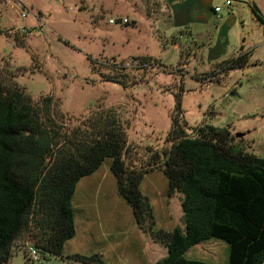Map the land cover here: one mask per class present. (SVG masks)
Wrapping results in <instances>:
<instances>
[{"label": "rangeland", "instance_id": "rangeland-1", "mask_svg": "<svg viewBox=\"0 0 264 264\" xmlns=\"http://www.w3.org/2000/svg\"><path fill=\"white\" fill-rule=\"evenodd\" d=\"M255 1L264 19V0ZM171 2L0 0L1 77L19 86L33 103L53 97V115L68 131L88 127L101 111L116 110L128 135L130 162L138 169L148 167L149 151L171 146L167 139L176 117L187 124L190 135L200 127L227 129L248 152L264 158V23L249 21L245 34L242 24H237L229 34L227 53L209 61L205 56L215 54L222 23L215 18L207 24L196 23L193 32L202 33L194 36L187 28L175 30ZM115 18H128L130 23L113 25L110 20ZM16 37L23 38L24 44H17ZM211 41L214 47L206 51ZM244 47L251 49L249 67L222 72L224 62L236 58ZM143 57H153L159 64L127 69L128 77L121 83L109 78L115 65H132L134 59ZM217 71L220 82H211L209 76ZM145 177L142 189L157 207L155 229L174 231L183 216L182 195L167 206L164 173L154 170ZM108 206L102 212H89L99 235L102 225L112 249L85 236H79V248L100 254L104 264H148L168 256L165 247L153 239L147 242L148 235V250L142 256L143 245L135 229L132 232L131 207L120 211L113 199ZM30 245L34 246L29 238L19 240L9 264H84L40 251L39 261H28ZM184 257L230 264V245L212 238Z\"/></svg>", "mask_w": 264, "mask_h": 264}, {"label": "trees", "instance_id": "trees-1", "mask_svg": "<svg viewBox=\"0 0 264 264\" xmlns=\"http://www.w3.org/2000/svg\"><path fill=\"white\" fill-rule=\"evenodd\" d=\"M253 11L264 23L256 6ZM15 39L24 44L23 38ZM251 56V51L240 53L224 62L221 71L246 68ZM133 61L115 65L109 78L121 83L127 69L159 64L153 57ZM218 74L209 80L220 82ZM53 104L51 96L33 103L0 73V264L10 263L15 244L23 238L42 254L63 257L66 243L77 233V185L107 160L140 230L168 250L156 264H210L184 256L212 238L230 245V264H264V158L248 152L229 130L207 126L190 135L187 124L176 117L167 139L171 146L149 151L148 167L138 169L130 162L128 135L116 110L101 111L88 127L68 131L55 119ZM154 170L166 176L169 198L182 195L183 227L172 232L155 229L153 206L141 190ZM73 259L104 264L100 255L77 254Z\"/></svg>", "mask_w": 264, "mask_h": 264}, {"label": "crops", "instance_id": "crops-1", "mask_svg": "<svg viewBox=\"0 0 264 264\" xmlns=\"http://www.w3.org/2000/svg\"><path fill=\"white\" fill-rule=\"evenodd\" d=\"M222 0H172L170 5V18L173 22L174 29H182L187 28L189 29L191 36L198 35V33H202V31L193 32V27L197 26L196 23H209L212 19H216L217 21L221 22L220 25V37L218 38V41L216 42V52L215 54H212L208 56V58L205 59L209 61H217L221 59L228 51V48L230 46L229 41V34L232 30H234L237 26V24H242L243 26V33L245 34V29L249 21L255 20L258 22L253 7H257L256 1L253 4H241L237 3L233 5L231 8H225L223 12L217 14L214 11V7L217 5H221ZM260 10L259 7H257ZM224 13L221 17V14ZM242 40H244L243 36L241 35ZM226 40V42H225ZM214 47V42H210L208 47H206V51L208 49L212 51V48ZM208 48V49H207ZM250 48L244 47L243 50L239 52L240 53H248L250 52ZM238 55V56H239ZM251 63V62H250ZM249 67V66H247ZM246 67V68H247ZM134 167L137 165L132 163ZM147 176V175H146ZM146 180V177L144 178L142 184H141V190L144 195H146L153 206L154 213L156 216L157 221V207L155 204L153 205L152 196L150 194H147L144 192L143 185ZM168 193V187L164 188L163 192V198L167 199L166 205H171L172 201L175 197H177L179 194H177L173 198H169L167 195ZM115 200L116 208L120 211H125L124 208H130L128 203L120 197L118 193V187H117V180L114 176V174L111 171V162L106 161L102 165V167L93 175L83 178L79 184L77 185L76 192L73 199V205L76 211V228L77 233L76 236L69 240L63 251V257H58L60 260L64 259L65 256L68 258L73 257L74 255L80 254L84 256H92V255H100V254H88L84 252L82 248L78 247L79 243V236H85L90 237L93 240L97 241L100 240V244L106 249H112L110 246V242L106 241L104 239V236L106 235L102 231V225H100V232L101 235L98 234L96 226L92 224V218L93 215L89 212L90 210L94 211H105L109 208L108 204L112 201V199ZM172 199V200H171ZM180 201H182V197ZM181 203V202H180ZM131 209V208H130ZM126 212V211H125ZM130 216L132 218V224H133V230L135 229V234H137V239L140 240V242L143 245L142 248V256L144 252L148 250L147 247H145L146 238H148L142 230L138 227L133 211L131 209ZM101 216V213H99ZM96 215V214H95ZM77 216H79L82 220H78ZM96 215V217H99ZM84 218V219H83ZM177 227H183V216L180 218V225ZM176 227V228H177ZM151 238L147 239V242H149ZM201 245V244H200ZM101 256V255H100ZM203 261V260H199ZM159 262V261H158ZM157 262L148 263V264H156Z\"/></svg>", "mask_w": 264, "mask_h": 264}, {"label": "built area", "instance_id": "built-area-1", "mask_svg": "<svg viewBox=\"0 0 264 264\" xmlns=\"http://www.w3.org/2000/svg\"><path fill=\"white\" fill-rule=\"evenodd\" d=\"M254 2H255V0H222V4L215 6L214 11H215V13L219 14V13L223 12L225 8H231L233 5H235L237 3L253 4ZM110 23L113 25L128 26L130 21L128 18H115V19H111ZM24 32H25V30H24ZM27 259H28V261H31V262L39 261V250L35 246L30 245L28 247Z\"/></svg>", "mask_w": 264, "mask_h": 264}, {"label": "water", "instance_id": "water-1", "mask_svg": "<svg viewBox=\"0 0 264 264\" xmlns=\"http://www.w3.org/2000/svg\"><path fill=\"white\" fill-rule=\"evenodd\" d=\"M243 50V49H242ZM237 137H240V135H237Z\"/></svg>", "mask_w": 264, "mask_h": 264}]
</instances>
